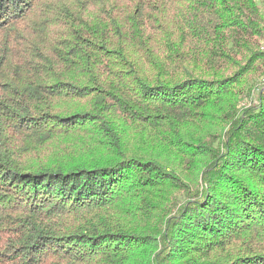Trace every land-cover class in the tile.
Returning a JSON list of instances; mask_svg holds the SVG:
<instances>
[{"label": "trees", "instance_id": "16d2710c", "mask_svg": "<svg viewBox=\"0 0 264 264\" xmlns=\"http://www.w3.org/2000/svg\"><path fill=\"white\" fill-rule=\"evenodd\" d=\"M263 6L0 0V264H264Z\"/></svg>", "mask_w": 264, "mask_h": 264}, {"label": "rangeland", "instance_id": "374dc122", "mask_svg": "<svg viewBox=\"0 0 264 264\" xmlns=\"http://www.w3.org/2000/svg\"><path fill=\"white\" fill-rule=\"evenodd\" d=\"M263 13H264V6H263ZM264 78V77H263ZM262 78V80L261 81H263L264 79Z\"/></svg>", "mask_w": 264, "mask_h": 264}]
</instances>
